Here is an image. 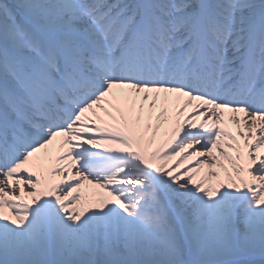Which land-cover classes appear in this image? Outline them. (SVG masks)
<instances>
[{"label": "snow or ice", "instance_id": "6c2138e0", "mask_svg": "<svg viewBox=\"0 0 264 264\" xmlns=\"http://www.w3.org/2000/svg\"><path fill=\"white\" fill-rule=\"evenodd\" d=\"M162 112L166 152H228L238 184L264 188V0H0V177L17 178L24 150L101 123L150 128ZM225 210L201 206L205 225L181 210L147 238L123 219L71 244L17 233L11 261L0 236V264H264V232L220 223Z\"/></svg>", "mask_w": 264, "mask_h": 264}, {"label": "bare ground", "instance_id": "6f19581e", "mask_svg": "<svg viewBox=\"0 0 264 264\" xmlns=\"http://www.w3.org/2000/svg\"><path fill=\"white\" fill-rule=\"evenodd\" d=\"M165 123L163 112L145 129L101 123L88 129V138L65 136L58 145L41 147L38 152L35 148L22 151L11 166L12 173L19 174L17 178L12 180L7 173L0 177V236L42 226L49 242L67 244L77 240L84 223L95 231H108L105 225L109 221L123 219L134 221L136 234L147 238L178 225L181 210L186 223L205 225L209 217L200 208L215 203L225 205L220 223L237 227L249 238H259L264 232V204L257 202L264 188L255 183L239 185L241 166L228 152L195 163L187 155L166 152L161 131ZM80 137L121 158L108 167L100 159L91 168L82 162L84 157L106 154L93 152L85 141V146L78 145L75 140ZM122 167L132 172L122 173ZM213 192L218 195L210 200L208 194ZM111 201L112 210L106 205ZM26 202L34 203L35 208ZM256 213L251 222L249 217ZM12 220L23 221V226L16 227ZM4 242L11 261L16 258L11 255L15 238L12 235Z\"/></svg>", "mask_w": 264, "mask_h": 264}, {"label": "rangeland", "instance_id": "374dc122", "mask_svg": "<svg viewBox=\"0 0 264 264\" xmlns=\"http://www.w3.org/2000/svg\"><path fill=\"white\" fill-rule=\"evenodd\" d=\"M220 172H221V171H220ZM219 198H221V197H219ZM26 204H27V206H29V208H31V209H34V208H35V204H34V203L26 202ZM106 205H107V207H108L110 210H112V209H113V206H114V201L107 202ZM88 207H91V205L88 204ZM165 210H167V209L165 208ZM167 211H169V210H167ZM263 216H264V213H263ZM256 217H257V213L254 214V215H252V216H250V217H249V220H250L251 222H254V221L256 220ZM84 225H87V224L84 223L83 226H84ZM89 226H90V225H89ZM169 228H170V227H169ZM74 231H75V230H74ZM91 231L95 232V230H93V229H91ZM101 231H105V230H101ZM17 233H20V234H22L24 237L28 238L29 242L32 243V244L48 243V244H50V245H55V244H57V243H60V242H49V237H48L47 234H45V232H44L42 226H39V227L36 228V229L34 228V229H31V230H28V231H25V230H23V229H20L19 231L14 232V233H9V234H8V232H7V234H6V233L4 234V235H5L4 238L7 239V240H9V239H11V236H12V235H13V237L15 238ZM82 233H83V230L80 231V232H77L78 236H79L80 234H82ZM4 235H3V236H4ZM77 238H78V237H77ZM71 243H73V242H70V243L67 242V244H71ZM15 259H16V258H15Z\"/></svg>", "mask_w": 264, "mask_h": 264}]
</instances>
